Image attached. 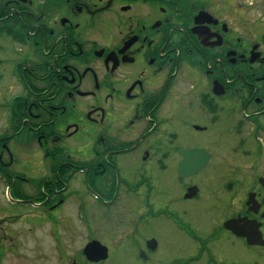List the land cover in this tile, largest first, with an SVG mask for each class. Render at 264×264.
Segmentation results:
<instances>
[{
    "label": "flooded vegetation",
    "instance_id": "flooded-vegetation-1",
    "mask_svg": "<svg viewBox=\"0 0 264 264\" xmlns=\"http://www.w3.org/2000/svg\"><path fill=\"white\" fill-rule=\"evenodd\" d=\"M251 6L0 0V264H264Z\"/></svg>",
    "mask_w": 264,
    "mask_h": 264
},
{
    "label": "rangeland",
    "instance_id": "rangeland-1",
    "mask_svg": "<svg viewBox=\"0 0 264 264\" xmlns=\"http://www.w3.org/2000/svg\"><path fill=\"white\" fill-rule=\"evenodd\" d=\"M249 2L252 3V19L255 20L256 18H260L264 24V0H249ZM261 16V17H260ZM37 151H33L30 154H32V157L35 159V162H32V158L29 157L28 155V159L25 164V169L27 170H32L33 167V163L35 165V169L36 170H47L48 168V162L41 156V155H37L36 154ZM49 161V159H47ZM34 169V170H35ZM75 186H78V183L75 182ZM33 190V189H32ZM34 193V191H33ZM18 196H16V194L14 193H5L3 192V190L0 189V206H9V207H15V206H11L12 202L14 201H20V199H17ZM19 211V210H18ZM20 212V211H19ZM76 217H78L77 213H76ZM13 227H22V222L18 223L16 226ZM25 227V226H24ZM27 227V226H26ZM47 227H44V233L47 234ZM51 243V242H50ZM84 241L83 238L80 237L77 242H76V249H80L83 245H84Z\"/></svg>",
    "mask_w": 264,
    "mask_h": 264
},
{
    "label": "trees",
    "instance_id": "trees-1",
    "mask_svg": "<svg viewBox=\"0 0 264 264\" xmlns=\"http://www.w3.org/2000/svg\"><path fill=\"white\" fill-rule=\"evenodd\" d=\"M18 195V194H17Z\"/></svg>",
    "mask_w": 264,
    "mask_h": 264
}]
</instances>
